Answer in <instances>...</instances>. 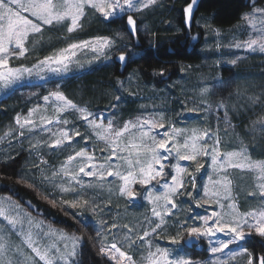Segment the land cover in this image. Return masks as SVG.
<instances>
[{
  "label": "snow or ice",
  "instance_id": "6c2138e0",
  "mask_svg": "<svg viewBox=\"0 0 264 264\" xmlns=\"http://www.w3.org/2000/svg\"><path fill=\"white\" fill-rule=\"evenodd\" d=\"M155 3L156 0H0V92H7L19 82L33 77L46 81L49 74L66 76L73 64L83 68L75 59L78 50L82 49L91 48L93 53H97L96 59L103 56L106 60H112L115 57L122 65L126 64L130 54L136 55L131 44L133 39H139L140 34L136 14ZM198 3L199 0H185L182 9L184 23L189 31ZM252 7L253 13L245 14V20H249L254 13L264 15V8H255V5ZM86 9L98 13L106 22L121 20L123 27L116 31V37L121 41L127 37L128 42L117 45L115 38L96 37L94 41L70 43L52 55L37 59L31 66L12 65L14 58L25 57L29 51L28 44L34 42V37L43 36L45 26L64 25L68 33L76 31L81 27ZM191 39L195 40L197 36H192ZM256 46L264 53V34L233 45L237 49L253 51ZM113 48L115 52L112 51ZM230 63L234 65L237 61L233 59ZM153 74L163 77L166 70L161 68L158 73ZM119 83L123 87V81ZM218 83L223 86L226 82L220 80ZM60 89L61 85L56 83L42 97L46 104L51 103L53 116L41 115L37 123L33 116L39 105L36 109H30L23 119L17 115L15 123L20 129L18 135L24 137L26 133L31 136L41 132L48 135L50 142L41 138L37 143L30 144V152L45 145L50 151L71 147L75 137H81L86 142L95 140L96 145L91 151L86 147L73 150L58 167H52L50 175L47 168L49 162L40 154V162L33 165L39 176L34 175L33 182L27 186L34 188L38 178L40 183L51 185L58 191L65 214L84 229L95 232V237L88 238L92 240L93 247L99 245L98 252L101 256L107 257V261L112 264H135L133 256L122 248L125 242L130 248L135 247L138 240L147 245L143 264H193L190 259L174 255L169 249L156 247L153 251L152 241L149 239L167 225L168 219L175 216L174 210H178L183 203L179 198L186 195L196 200L197 208H203L206 203H214L215 208L210 213L174 221L180 238L171 237L172 244H180L181 239H206L208 250L214 257L212 264H231L241 254L246 255V264H264V243L261 244L259 255L255 250L249 251L241 243L253 234L264 240V206L241 212L234 202L232 180L227 173L228 168L258 171V183L247 195L254 198L258 196L264 205V161L253 162L244 152L222 153L218 139L209 145L210 129L201 131L193 128L188 133L176 128L174 121L166 127L163 113L153 112L135 120L124 121L122 127L118 126L114 119L107 118L103 112L90 111L73 102ZM208 92L209 87L201 89L202 95ZM120 100L121 97L117 95L110 106L113 116ZM223 106L221 103L218 107ZM69 113L75 117L71 127L70 121L64 118ZM80 122L86 126L83 134ZM261 127L264 128V122H261ZM158 129L166 130L161 134ZM100 144L103 147L100 148L101 155L97 156L95 148ZM200 157H210L212 174L202 185V193L197 192V199L192 191L186 190L188 183L193 190L197 189L195 174L179 162L195 161V171L198 173L205 167L200 162ZM173 160L176 162L173 163ZM238 160L241 162H236ZM186 176L189 178L187 182ZM85 177L91 179L85 181ZM108 177H112L113 181H108ZM26 179V176H21L18 182ZM105 182L114 184L109 192L118 190L119 197L125 198L129 205L142 197L152 206L151 215L145 216L144 224L133 228L128 223L121 225L117 219L109 218L110 198L105 204L100 201L98 194L89 195V190L95 193L97 188L104 187ZM134 185H139V188H134ZM64 195L72 198L64 199ZM45 199L56 206L54 199L49 196ZM19 207V204L13 205L11 197L0 200V264H61V261L63 264H78L75 257L78 255V247H82L83 235H70L54 229L44 232L42 222H34L31 217L27 218L28 229L24 231L25 221L19 213L13 211ZM68 208L78 211L68 212ZM88 213L92 219H89ZM97 216L99 220L95 219ZM189 220L192 222L189 223ZM33 225L39 231L34 233ZM138 232L142 234L133 240V234ZM118 233L122 234L123 240ZM218 234H223L225 238L221 239ZM13 235L20 238L19 246L13 245ZM49 235L58 236L61 241H71V251H62L56 244H43L42 241ZM108 236L112 237L113 242L104 243ZM232 245H236V248H230ZM64 247L67 249V244Z\"/></svg>",
  "mask_w": 264,
  "mask_h": 264
},
{
  "label": "rangeland",
  "instance_id": "374dc122",
  "mask_svg": "<svg viewBox=\"0 0 264 264\" xmlns=\"http://www.w3.org/2000/svg\"><path fill=\"white\" fill-rule=\"evenodd\" d=\"M163 3L166 6V0H156L154 5L136 14L135 18L138 21L140 34L138 40L133 39L131 41L136 55L139 54V50L136 48L141 44L143 39L145 44H149L148 25L150 21L147 15L155 8L163 6ZM253 5H255V8H264V2L258 3L255 0H248L241 18L235 24L224 30L212 27L207 20L195 15L193 21L194 26L191 27L190 31L189 29H185L184 35L190 40H193L191 39L192 36H197V39L193 41L194 44L196 43V48L202 54V61L199 64H182L180 70H178V74L175 76V72L169 73V78L167 75L163 77L158 74L154 75L155 78L159 77L160 81H163V84L158 87L153 83H145L136 70H127L126 73L124 72V74L112 80V90L105 88L102 94L108 96V93L110 95L114 91L113 99L104 100L105 103L99 106V108L90 107L86 101L88 99L85 98L86 100H82L80 98L82 96L80 91L82 86H73L75 83L81 85L79 82L81 80L84 81L87 75H92L95 67L101 65L106 66L111 61L104 59L103 56L100 59H96L97 53H93L91 48L78 50L77 52L75 59L79 61V64L84 66L83 68L73 64L71 71L66 76L61 77L49 74L46 81L33 77L19 82L7 92H0V100L12 94L16 97L12 102L0 105V160L21 155V162L24 163L22 166L19 164V169L22 170V176L27 177L22 182L25 184L22 187L23 190L19 192L11 191L14 190L13 188L3 191V185L0 184V200H3L5 197H11L13 205H20L19 209L14 208L13 211L19 213L20 217L25 221L24 231L28 229L27 218L31 217L34 222H42L44 232H47L49 229H54L57 232L63 231L70 235L73 233L83 235V241H89L90 248L96 251L95 253L102 258V261H107V257L99 254V245L93 247L92 240L88 238L89 236L95 237V232L91 231V229H84L62 210L61 194L58 191L54 190L51 185L40 183L38 178L35 181L34 188L27 186L33 182L34 175L39 176V173L33 165L40 162V154H43L44 159L49 162L47 168L49 170L48 174L50 175L52 167H58L73 150L86 147L91 151L94 145H96L95 140L86 142L81 137H75L71 147L50 151L45 145L43 147L38 146L36 150L30 152V144L37 143L41 138L46 142H50L48 135L42 132L31 136L26 133L24 137L18 135L20 129L15 123L18 114L23 119V117L27 116L30 109H36L39 105L40 107L33 116V119L37 123H39V117L41 115L49 117L54 115L51 103L46 104L42 97L47 95L56 83L61 85L60 90L73 102L87 107L90 111L103 112L107 118L114 119L118 126L122 127L124 121L135 120L138 117L147 116L153 112L163 113L166 118L164 121L166 127L174 121L176 128L184 129L188 133L193 128L201 131L210 129L211 139L208 140V143L211 145L218 139L220 141L219 149L222 153L244 152L253 162L264 161V128L261 127V122H264V53L260 52L258 46H256L254 51L246 48L237 49L233 47L236 43L258 38L260 34H264V15L254 13L249 20L243 18L245 14L253 13ZM94 23L104 24L106 21H103L98 13H94L91 9H86L85 15L82 17L81 27L73 33H68L64 25L45 26L43 36L34 37V42L28 44L29 51L25 57L14 58L11 63L13 66H31L37 59L52 55L59 49L67 47L70 43L94 41L96 37L106 36L115 38L117 45L128 42L127 37L124 41L116 37V31L120 29L119 27L115 31L107 28L105 29L107 32L97 29L90 31L87 29L89 25H93ZM197 26L202 31L198 30ZM55 31L58 36L55 35ZM144 42L142 41V43ZM218 45H220L219 48L217 47ZM112 51L115 52V48ZM136 55L131 56L130 54V57H136ZM114 59L118 61L115 57H113L112 61ZM233 59L237 61L234 65L230 63ZM124 67L125 64L122 65L118 61V72L123 73ZM223 69L229 71H223ZM237 71H243V74H239ZM170 76L172 77L170 78ZM70 80L74 83L69 82ZM220 80L226 83L221 86L218 83ZM120 81H123V87H121ZM88 85L93 89V86L96 84L95 81H92ZM204 87H209V92L202 95L201 89ZM130 93H134V95ZM117 95L121 97V100L118 107L114 110L115 116H113V109L110 106L115 102ZM221 103L224 106L218 107ZM125 106L127 112L122 114L119 108ZM5 111L8 112V117L5 115L2 116ZM64 118L70 121L69 127H71V122L75 120L74 115L69 113ZM164 130L166 129H158L157 131L162 134ZM53 131H55V127ZM80 131L82 134L86 131V126L82 122H80ZM102 147L103 144H100L95 148L97 156L101 155L100 148ZM199 159L205 167L198 173L195 171V161L179 162L182 166L187 167L189 172L195 174L197 189L193 190L190 183H188L186 190L192 191L193 196L197 199H199L197 192L202 193V185L207 182L208 176L212 174L209 167L211 163L210 157H200ZM175 162L173 160V163ZM236 162L241 161L238 160ZM227 173L232 180V196L234 202L237 203L241 212L264 206L258 196L254 198L247 195L249 191L254 190V185L258 183V171H251L247 168H228ZM90 179L88 177L84 178L85 181H89ZM107 179L108 181H113L112 177H108ZM188 180L189 178L186 176L185 181L187 182ZM4 186L6 187L7 185L4 183ZM112 187H114V184L110 185L105 182L104 187L102 189L97 188L95 193L93 190H89V195L98 194L100 201L105 204L108 203L110 198L111 211L109 218L117 219L121 225L128 223L133 228H137L141 224H144L145 216L151 215L150 209L152 206L142 197L137 199L132 205H129L125 198L119 197L118 190L114 193L109 192V189ZM133 187L138 189L139 185H134ZM46 196L55 200V207L48 199H45ZM63 198L70 200L72 197L70 195H64ZM179 199L183 203L180 204L178 210H174L176 213L175 216L168 219L167 225L158 234L149 237L152 241V250L155 251L156 247L169 249L173 251L174 255H180L190 259L193 264H212L214 257L208 250L209 244L206 239L200 241L181 239L180 244H172L171 237L180 238L177 235L179 229L174 224V221L184 219L187 216L203 215L206 212L210 213L215 208V204L206 203L203 208H197L195 199L186 195ZM44 206H53L58 215H51V218L43 216L42 208ZM5 207L7 208L8 206L5 205ZM67 211L74 212L78 211V209L68 208ZM87 215L89 219H92L90 213ZM56 218L60 221H57ZM95 219L99 220V216ZM65 221H68V223ZM188 222L191 223L192 221L189 220ZM17 227L19 229L20 226L18 225ZM32 231L35 233L39 229H36L33 225ZM140 234L142 233H134L132 239L136 240ZM118 236L123 240L122 234L118 233ZM218 236L221 239L225 238L223 234H218ZM259 239L260 237L253 234L241 243L249 251H253L249 248V245L253 247V243L261 244L258 242ZM11 240L13 245H20L21 240L16 235H13ZM111 242H113L111 236H108L107 240L104 241V243ZM42 243L48 245L56 244L62 251H71V241H61L58 236L49 235ZM65 244L68 246L67 249L64 247ZM230 248L235 249L236 245H232ZM122 250L128 251L133 256L135 264H143V258L147 255V245L141 244L138 240L135 247L131 248L125 242ZM77 251L78 255L75 257V260L79 264L80 247H78ZM256 254L259 255L257 252ZM246 260V255L241 254L231 264H246ZM110 263L112 264V262ZM61 264H63L62 261Z\"/></svg>",
  "mask_w": 264,
  "mask_h": 264
},
{
  "label": "trees",
  "instance_id": "16d2710c",
  "mask_svg": "<svg viewBox=\"0 0 264 264\" xmlns=\"http://www.w3.org/2000/svg\"><path fill=\"white\" fill-rule=\"evenodd\" d=\"M255 1L258 3L264 2V0ZM247 3L248 0H200L195 15L207 20L212 27L224 30L235 24L241 18L242 13L246 9ZM165 4L166 6L163 3V6L155 8L147 15V18L150 21L148 25L149 44H145L144 39L142 40L144 43L141 41V44L136 48L139 50V54L136 55V57L129 58L128 62L125 64L123 73L118 72V61L114 59V61H109L106 66L101 65L95 67L92 71V75H87L84 78V81L81 80L79 82L81 85H77L78 83L73 84L74 87L82 86V88H80L82 94L80 98L82 100L85 98L88 99L85 100L90 107L99 108V106L105 103L104 100H111L114 91H112V95L110 94L111 96L109 93L108 96L102 93L105 88L112 90V80L117 76H121L124 72L126 73L127 70H136L145 83H153L158 87L163 84V81H160L159 77L155 78L153 73H158L159 69H165L167 72L166 75L169 78V73L171 74L175 72V76L178 74V70H180L182 64L195 65L202 61V54L201 51L196 48V43L194 44L193 40H190L184 35L186 28L183 25L182 6L185 5V0H166ZM118 27H123V22L119 19L115 22H106L104 24L94 23L93 25H89L87 29L90 31L97 29L107 32L105 30L107 28L111 31H115ZM197 28L202 31L199 26H197ZM55 35L58 36L56 31ZM223 71L229 70L223 69ZM237 72L243 74V71ZM171 77L172 76H170V78ZM92 81H95L96 84L93 86V89L88 85V83H92ZM69 82L74 83L72 80ZM14 98L16 97L13 96V94L8 95L0 100V105L12 102L15 100ZM119 109H121L120 112L122 114L127 112L126 106ZM7 114L8 112L5 111L2 116H7ZM20 156L21 155H16L6 160H0V184L3 185V191L13 188L14 190L11 191L19 192L20 190H23L22 187L25 186V184L22 183L23 181L18 182L17 179L23 174L22 170L19 169V164L22 166L24 163L21 162L22 160ZM4 183L7 185L6 187L4 186ZM38 197L40 196L38 195ZM42 210V214L45 217L48 216L51 218V215H58L53 206H44ZM56 220L60 221L58 218H56ZM65 222L68 223V221ZM258 242L262 244L264 243V240L260 238ZM261 244L253 243V247L249 245V248L260 253ZM95 252V250L90 248L89 241H83L82 247H80L79 264H111L108 261H102V258Z\"/></svg>",
  "mask_w": 264,
  "mask_h": 264
},
{
  "label": "water",
  "instance_id": "95a60500",
  "mask_svg": "<svg viewBox=\"0 0 264 264\" xmlns=\"http://www.w3.org/2000/svg\"><path fill=\"white\" fill-rule=\"evenodd\" d=\"M200 1V0H199ZM199 4V3H198ZM185 6V5H184ZM197 8H198V5H197ZM197 8H196V10H195V12H194V16H193V18H192V22H191V27H192V25H193V21H194V17H195V14H196V11H197ZM183 9V8H182ZM183 13V12H182ZM183 25H184V27L186 28V29H188V27H186V25H185V23H184V17H183Z\"/></svg>",
  "mask_w": 264,
  "mask_h": 264
}]
</instances>
